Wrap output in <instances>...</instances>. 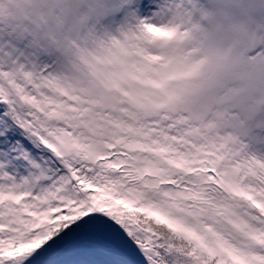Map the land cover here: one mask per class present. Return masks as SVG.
Listing matches in <instances>:
<instances>
[{"label": "snow or ice", "instance_id": "snow-or-ice-1", "mask_svg": "<svg viewBox=\"0 0 264 264\" xmlns=\"http://www.w3.org/2000/svg\"><path fill=\"white\" fill-rule=\"evenodd\" d=\"M210 16L0 0V264H264V140L195 58ZM233 70L264 78V38Z\"/></svg>", "mask_w": 264, "mask_h": 264}, {"label": "clouds", "instance_id": "clouds-1", "mask_svg": "<svg viewBox=\"0 0 264 264\" xmlns=\"http://www.w3.org/2000/svg\"><path fill=\"white\" fill-rule=\"evenodd\" d=\"M257 3L258 0H215L212 10L208 11L211 16L202 22L203 31L197 36L195 47L199 51L195 58L204 61L203 70L210 79L237 84L247 81L233 70V65L243 56L255 35L241 17Z\"/></svg>", "mask_w": 264, "mask_h": 264}, {"label": "rangeland", "instance_id": "rangeland-1", "mask_svg": "<svg viewBox=\"0 0 264 264\" xmlns=\"http://www.w3.org/2000/svg\"><path fill=\"white\" fill-rule=\"evenodd\" d=\"M211 1L199 0V4L204 10L210 11L214 4ZM253 11L256 12L253 13ZM241 19L246 23L250 32L255 33L258 38H264V11L249 10ZM230 88L242 89L237 99L232 103L254 110L250 113L251 119L248 124L254 129V135L264 140V78L256 77L238 84L227 82L224 91ZM230 110L233 113L240 112L239 107H234Z\"/></svg>", "mask_w": 264, "mask_h": 264}, {"label": "trees", "instance_id": "trees-1", "mask_svg": "<svg viewBox=\"0 0 264 264\" xmlns=\"http://www.w3.org/2000/svg\"><path fill=\"white\" fill-rule=\"evenodd\" d=\"M211 3H215V0H212ZM256 11H253V13H255Z\"/></svg>", "mask_w": 264, "mask_h": 264}]
</instances>
